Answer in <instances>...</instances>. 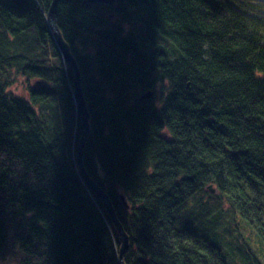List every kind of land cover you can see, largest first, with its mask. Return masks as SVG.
<instances>
[{
  "label": "trees",
  "instance_id": "obj_1",
  "mask_svg": "<svg viewBox=\"0 0 264 264\" xmlns=\"http://www.w3.org/2000/svg\"><path fill=\"white\" fill-rule=\"evenodd\" d=\"M40 1L47 11L52 0ZM121 2L117 11L97 5L88 12L82 0H63L58 22L72 47L82 48L75 43L83 39L110 57L107 62L95 59L88 49L78 58L82 70L95 59L104 78L117 76L113 88L118 94L110 112L102 105L109 91L104 93L94 79L93 88L92 80L87 83L91 105L94 92L97 119H110L99 133L92 119V132L102 137L104 151H98V140L93 138L87 150L99 153L105 178L112 185L111 199L120 206V221L133 231L132 242L141 248L135 264H242L237 258L240 253L246 261L256 254L238 249L233 241L230 248L224 247V240L234 235L231 229H237L236 236L241 228L251 229L264 251V0ZM138 7L142 8L135 11ZM0 10V29L4 28L6 36L0 42V237L12 220L9 213H17L25 227H13L11 232L24 246L22 255L32 257L30 264H114L104 249L111 232L97 219L102 206L90 209L94 204L71 165L73 128L55 127L52 141L62 131L72 134L61 140L63 148L57 151L47 146L45 137L39 140V134L26 129L27 118L35 116L34 110L50 126L54 113L41 106L36 110L34 92L28 96L9 92L17 75L23 74L14 75L21 71L18 63L10 67L13 62L2 65L1 61L18 53L38 60L46 55L41 44L47 35L36 36L37 43L30 40L35 34L43 36L44 25L37 23L43 18L41 9L34 0H0ZM117 14L125 19L137 14L143 32L125 36L126 21L109 20ZM153 43L162 45L171 57L170 61L154 57L159 77L137 52ZM54 68L50 62L41 70ZM54 77L55 84L61 82L59 73ZM158 83L161 91L152 100L134 107L131 98L130 106L119 100V93L128 87L144 93ZM54 89L46 96L38 95L40 105H46ZM167 92L169 97L160 101ZM118 108L120 114L113 113ZM162 126L167 129L160 132ZM91 165L90 174L95 177ZM152 166L156 173L149 179L145 172ZM121 184L123 189L118 188ZM210 184L220 195L212 197L215 202L222 200L231 208L223 215L217 205H210L217 216L214 222L205 215L211 208L179 196L182 190L201 193ZM129 185L133 191L126 189ZM120 194L129 200L131 213L123 210ZM181 207L188 218L185 225L196 220L197 231L175 229V212ZM87 209L92 216H83ZM205 223L212 224L217 234L208 232ZM4 241L0 253L5 262L21 264V258L9 252L16 243ZM78 242L88 245L80 248ZM92 243L97 244L96 250Z\"/></svg>",
  "mask_w": 264,
  "mask_h": 264
},
{
  "label": "bare ground",
  "instance_id": "obj_2",
  "mask_svg": "<svg viewBox=\"0 0 264 264\" xmlns=\"http://www.w3.org/2000/svg\"><path fill=\"white\" fill-rule=\"evenodd\" d=\"M37 3L38 8H40L43 18L40 17L39 23H42L43 26V36L41 37L40 34H35L34 36L30 37V40L33 43H37L38 40H35L38 36V38H43L47 35L46 38L42 41V48L45 51V56L42 59H33L28 57L27 55L23 53H18L16 55H13L9 58V61H1L2 65H7V63L12 64V66H16V63H18V66L21 68V71L16 72L14 75H17L18 73H22L23 78L26 82V87L24 90L27 91L28 96L31 92H34L36 95L34 96V103L37 105L36 110L39 109L41 106L44 110L51 111L53 123L50 126L44 125V118H41L39 115L36 114L34 110H32L33 114L35 116L27 118V121L29 123V126L26 127L28 131L31 133H34L35 135L39 134L40 139L43 140L45 137V144L47 146H54L55 150L57 151L58 148L62 147L61 140H67L72 132V140L70 141V150H71V165L73 169H75L76 173L78 174L79 179L81 180V183L83 184V187L85 189V193L87 194L88 198L92 201L93 206H90V209L97 210L100 206H102V210L97 211L98 217L103 226L108 228L111 233H109V238L107 240V245H104V249L108 250L111 255L109 259H112L114 261V264H135L136 258L140 257L141 248H138V246L132 242L133 239V231L131 229L125 228V226L121 223L120 217L118 216L119 213V207L116 205L114 201L111 199V193H110V187H112L111 183L105 178L106 174L104 173V170L101 166V163L99 161V153H94L92 155V151L89 153L87 150L88 142L91 138L98 140L97 141V149L100 152H103V141L102 137L99 138L97 132H92V119H95V124L97 127V131L99 133V130L103 129V127L106 125L104 124L108 120L102 119L101 122L99 119H97L96 110H94V92L92 91V105L90 104V97L91 94L87 96L86 88L87 83L92 80V88L94 84L98 86H102L103 92L107 95V100L104 101L102 104L106 107L107 111L110 112L113 106L115 105V98L117 90L113 88L114 84L116 83L117 76L116 74H113L112 76H108L107 78H104L102 75V67L101 65L95 61V59H98L100 57V60H104L106 58L109 60L110 57L106 56L104 57L103 54H105L104 51H102V48L96 47L95 49L90 45L88 41H84L83 39H79L78 42L75 44L77 46H81L82 48L71 46L67 38L64 36L63 30L59 26L58 22V13L59 8L63 0H60L56 13L55 18L51 20V11L53 8L54 0H52L48 10L46 11L43 8V3L40 0H34ZM86 5L85 8L88 12H90V8H95L97 5H101L103 8H108L111 10H116L120 5L122 4V0H114L113 4L108 3V0H98L95 2H90V0H82ZM133 2V0H131ZM129 3V0H128ZM136 5H139L141 3V0H134L133 2ZM13 8H16L13 6ZM133 9V6H131ZM142 7H138L135 9V11H140ZM1 11V10H0ZM39 17V16H38ZM37 17H34L36 19ZM118 19L122 21H126L124 23V31L125 36L129 35L130 32H133L135 35L138 33L143 32V22L138 19L137 14H130L128 18H122L120 15L117 14V17L115 15H110L109 20H113V22ZM37 21V19H36ZM36 24V23H35ZM97 26V25H96ZM89 27L92 28V23L89 24ZM25 37V36H22ZM6 38L5 36V30L4 28L0 29V42ZM37 38V39H38ZM45 45V46H44ZM61 45L64 47H68L69 53L71 58L75 61V67H73L67 62L65 58V54L62 52ZM139 46L141 47V42H139ZM162 45H158L156 43H153L151 46L147 48L138 49L137 52L144 56L145 61L147 63V67L153 72V74L156 77H159V72H157V69L152 64V61L155 58L159 56H164L166 61H170L171 57L169 54L166 53V51L162 50ZM91 51V56H93L95 59L90 61L85 69H81L79 65L78 58L82 57L87 53V50ZM101 54V56H100ZM1 60V58H0ZM11 61V62H10ZM39 62V63H38ZM52 62L55 65V68L52 72L41 70L44 69L45 66L48 65V63ZM38 63V65H36ZM94 68H96L95 71H97V75L94 76ZM43 73L37 76V72ZM59 73L62 76L61 82L56 83V80H54L56 77H54V73ZM21 75H17V77L14 79V85L18 84L19 78ZM96 81L95 83L93 82ZM63 82V83H62ZM120 83V82H118ZM59 85V89H56V85ZM161 86L159 83L156 85V88L145 91L142 93L141 91H135L131 92L133 90L130 87L124 89V94H120V102L127 104L130 106L129 99L131 98V104L132 106H136L143 101H149L152 100L154 97H158V93H160ZM55 89H54V88ZM49 89H54V95L53 97L49 98L46 102V105H40V101L38 99V95L41 96L44 93V96H46V93ZM61 91V92H60ZM118 94V93H117ZM24 95V94H23ZM43 96V98H44ZM89 97V98H88ZM169 97V93L162 94L160 97V101H165ZM83 99V104L80 103V99ZM98 110L102 108L101 103H98L96 106ZM132 108V107H131ZM121 108L115 109L113 113L120 114ZM84 114L85 117L89 119L90 129L87 138H84L83 135V127L81 122V115ZM31 116V115H30ZM104 120V121H103ZM104 122V123H103ZM102 123V124H101ZM59 125H67L66 127L71 126V130L69 132L71 134L65 133V131H62L58 133V139L55 138L52 141L53 136H51V133H53V129ZM82 127V129H81ZM166 126H162L160 128V132L163 130H166ZM111 132V130H108L107 133ZM106 133V134H107ZM164 134L168 135L166 131H164ZM104 139L106 140L105 136ZM172 140V139H171ZM128 142V141H126ZM63 148V147H62ZM65 150V149H64ZM59 151V150H58ZM66 152L67 149L65 150ZM93 159V161H92ZM93 165L96 169V176L93 177L90 174V168ZM98 172V173H97ZM141 172V171H139ZM156 173L155 167H150L148 171L145 172L146 177L149 176L153 178V173ZM69 183L70 181L67 180ZM124 185H118V188L123 189ZM211 188V189H210ZM126 189L129 191H133L134 187L129 185L126 186ZM211 190H214L215 192H211ZM217 189L214 187L213 184L208 185V187L199 193V190H193L190 191V193L187 190H182V193L179 194V196L183 199V201H187L188 203L194 204L198 206V203L206 205L208 208L205 215L210 218L213 222L216 220L217 216L216 213L212 210L213 206H208L207 203H204V196L206 193H210L211 195H215L217 193ZM131 193V192H130ZM199 193V194H198ZM105 195V197L108 200L102 199V197ZM3 197L5 199V195L3 194ZM118 200H120V203L123 205L124 211H129L128 213L132 212V206L129 202V200L126 198L124 194H120ZM6 203V202H5ZM215 208V207H214ZM8 209V207H7ZM88 211V213H87ZM87 211H84L83 216H92V210L87 209ZM184 208H177V211L175 212L174 217V227L179 233H186V232H193L197 231V221L195 220V224L185 225L188 218H184ZM115 215L114 219H118L119 223L122 226V230H120L115 223V220L113 219V216ZM9 217L12 219L9 221V225H6V229L4 230V235L0 239V246H3L5 244L4 240H11L16 243V247L14 248V245L11 244V249L9 250L10 253L16 254L17 257L21 258V264L24 261L25 264H30L31 261H33L31 256L22 255L24 251V246L22 247V242L20 238L11 232L13 227L20 226L25 227L23 221L21 220V216L19 214H13L9 213ZM197 225V226H196ZM115 228L114 231L110 228ZM180 227V228H179ZM205 227L208 230V232H213L217 234V231L214 229L212 224L205 223ZM27 228V227H26ZM245 231H241L236 236V230L237 229H231L230 233H234L232 237H229L228 239H225V244H230L232 241L236 245L238 249H242L245 252H250L251 246L248 244V240L252 235L251 229L244 228ZM253 230V229H252ZM230 236V235H229ZM85 239H89V237H84ZM174 238V237H173ZM231 238V239H230ZM80 240V239H79ZM172 243L176 244L177 242L174 239H171ZM78 245L80 248H83L84 245H88V242H78ZM97 244L92 243V248L96 250ZM138 248V249H137ZM23 252V253H22ZM37 252V251H36ZM35 252V253H36ZM1 260L0 264H12L5 262V258L2 256L0 257ZM31 260V261H30ZM245 263L248 264H258L251 260H247ZM32 264V263H31Z\"/></svg>",
  "mask_w": 264,
  "mask_h": 264
},
{
  "label": "rangeland",
  "instance_id": "obj_3",
  "mask_svg": "<svg viewBox=\"0 0 264 264\" xmlns=\"http://www.w3.org/2000/svg\"><path fill=\"white\" fill-rule=\"evenodd\" d=\"M26 85V82H25V80H24V78L23 77H20L19 78V81H18V84L17 85H14L10 90H9V92L11 93V94H13V95H15V96H23V94H24V96L25 95H27V91L26 90H24L25 89V86ZM216 196H220L218 193H216L215 194ZM215 195H211L210 193H208V194H206L205 196H204V203H207L208 205H217L218 206V208H219V210H221L222 211V214L223 215H226V214H228L230 211H231V208L229 207V205L230 204H228L227 202L225 203H223L222 204V200H218L217 202H215L216 201V199H213L212 197L213 196H215ZM212 201V202H211ZM213 202H215V203H213ZM243 227V226H242ZM180 228V227H179ZM241 231H245V229L244 228H241L240 229ZM247 242H249L250 244V246H251V250L252 251H250V252H252V253H255L256 255H254L253 257H251L249 260H251V261H253V262H255V263H258V264H264V251L262 252V249H261V247L258 245V238L257 237H255V235H251V237L249 238V240L247 241ZM223 246L224 247H228V248H230V246L228 245V244H223ZM0 257H2V255H1V253H0ZM15 257V256H14ZM14 257H10L9 259H11V260H13L14 259ZM244 257V254H243V252L242 253H240L238 256H237V258H238V262L239 263H242V264H246L245 262H246V259H244L243 258ZM241 259H243L245 262H241ZM0 261H3V260H1L0 259ZM4 262V261H3ZM17 263V262H16ZM234 264V263H233ZM248 264V263H247Z\"/></svg>",
  "mask_w": 264,
  "mask_h": 264
},
{
  "label": "water",
  "instance_id": "obj_4",
  "mask_svg": "<svg viewBox=\"0 0 264 264\" xmlns=\"http://www.w3.org/2000/svg\"><path fill=\"white\" fill-rule=\"evenodd\" d=\"M95 1H98V0H90V2H95ZM60 0H54V4H53V8H52V11H51V20H53L55 18V13H56V10H57V7H58V4H59ZM108 3L110 4H113L114 0H108L107 1ZM61 49H62V52L65 54V58L67 60V62L73 67H75V61L71 58L70 56V53H69V49L68 47H64L63 45H61ZM80 99V103L83 104V99L82 98H79ZM80 115H81V122H82V127H83V137L84 138H87L88 136V133H89V129H90V124H89V119L87 117L84 116V114H82L80 112ZM211 189V188H210ZM211 192H215L214 190H211ZM102 199L104 200H108L105 195L102 197ZM115 215L113 216V219H114ZM115 220V223L117 224L116 226L123 231L122 229V226L121 224L119 223L118 219H114Z\"/></svg>",
  "mask_w": 264,
  "mask_h": 264
}]
</instances>
